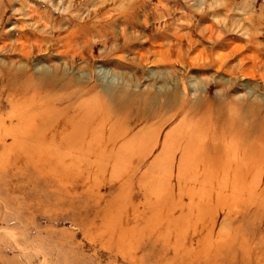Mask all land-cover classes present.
<instances>
[{
    "label": "rangeland",
    "instance_id": "1",
    "mask_svg": "<svg viewBox=\"0 0 264 264\" xmlns=\"http://www.w3.org/2000/svg\"><path fill=\"white\" fill-rule=\"evenodd\" d=\"M0 264H264V0H0Z\"/></svg>",
    "mask_w": 264,
    "mask_h": 264
},
{
    "label": "bare ground",
    "instance_id": "2",
    "mask_svg": "<svg viewBox=\"0 0 264 264\" xmlns=\"http://www.w3.org/2000/svg\"><path fill=\"white\" fill-rule=\"evenodd\" d=\"M167 52V51H166ZM89 120V119H88Z\"/></svg>",
    "mask_w": 264,
    "mask_h": 264
}]
</instances>
